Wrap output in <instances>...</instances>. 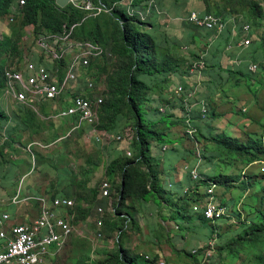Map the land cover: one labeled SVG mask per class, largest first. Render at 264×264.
Masks as SVG:
<instances>
[{
  "label": "trees",
  "instance_id": "trees-1",
  "mask_svg": "<svg viewBox=\"0 0 264 264\" xmlns=\"http://www.w3.org/2000/svg\"><path fill=\"white\" fill-rule=\"evenodd\" d=\"M19 1L0 0V21L4 19L3 17L10 14L17 15L16 18L18 21L11 37L6 38L4 41L0 40V96L5 87V70L14 67L16 56L20 58L24 56L23 45L20 40L24 33L22 29L26 27L34 26L35 36L38 37L41 34L47 35L48 33L60 35L64 32L65 27L70 28L76 25L73 30V38L81 41L96 42L106 51L100 58L91 60L90 67L87 71V75L94 79L95 84L105 86L104 90L97 88L104 102L100 106L99 123L95 129L109 135L122 134L125 129H131L134 135L131 141V149L135 153L134 158H129L126 154H124V158L121 155L114 158L112 154L109 157L107 177L114 181L111 182L106 178L107 181L114 186V182L117 181L116 179L121 177L122 182L114 186L112 190L115 197L118 194L120 197L119 201L115 198L114 206L117 207L116 216L107 215L105 217L104 234L107 235L108 239H112L116 232H124L121 238V241L124 242V238L127 236L126 227L129 222L136 226V216L141 214L148 204H155V200L160 201L162 206L169 205L167 197L169 192L161 190L162 174L159 171L161 166L160 161L150 150L151 146L155 143L164 149L166 146L176 144L177 141L181 145L186 140L188 143L187 149L181 147H173V149H170L172 151L170 153L175 154L179 153L181 149H184L187 154L185 156L186 159L189 157L195 158L194 155H196L197 149H203L205 158L211 161L214 158L226 157L230 160L236 159V162H244L248 166L264 158V144L262 142L263 140L260 139L264 137L263 135L259 136V134H254L248 136L245 140L239 136L233 135L235 136L233 137L227 133L221 134L220 136H214L209 132L205 133V130H212V124L220 115L214 107V101L211 102L210 100L211 96L207 99L210 104L208 107L209 119L204 120L200 113H195L193 125L198 129L197 135L186 132L188 126L186 125L185 119L172 113L171 109H178L181 107V104H177L178 99L175 98V92L171 90V87L178 82L180 84L176 87L183 86L186 92H192V88L195 87L185 80V76L187 75L189 76H187V79L193 78L191 70L194 68V63L201 60V55L196 52L194 53L195 40L187 42L189 47L186 50H183L186 44L182 46L180 41H177L179 42L178 45L169 37L166 39L161 38L162 40H160L156 36V30L145 31L142 28L144 21L141 20L138 14L131 15L128 12L129 5L124 3L125 0H90L95 6L103 4L109 8L114 7L112 12H101L96 16L89 15V12L79 9L74 4H69L63 9L59 8L56 5V0H25L24 6L21 7L18 6ZM87 1L84 0V2ZM167 1L170 0H157L156 2L162 4V2ZM173 1L177 3L179 1L186 2L187 0ZM200 1L207 6L209 0ZM225 1L231 4L240 2L243 6L247 7L246 10L242 9L245 18L244 24L251 25L252 32L248 36L254 38L255 28L260 27L264 20V0ZM149 3L152 6L151 0H133V5L131 6L137 9L140 5L146 4V9ZM155 7L154 2L151 7L152 13L155 12ZM190 12L191 10L188 11V14ZM211 13L209 9L205 12V14ZM226 17H229V15ZM223 19H225V16ZM184 25L187 26L186 28H190V30L188 29L189 31L193 32L192 36L198 33L205 39H209L214 34H218L216 30L198 27L189 22H184ZM20 27L22 28L21 30ZM243 30L244 25L241 26V34H243ZM259 37L258 35V38L253 40L254 43L258 44L250 46L248 55L252 57L251 59L255 63L260 62L261 70L264 72V38L260 40ZM156 38L159 39V42H157ZM180 47L182 48L180 49ZM157 50H162L163 55L160 54L158 57L156 55ZM203 60L206 62L204 72L207 69L216 68L214 62L211 63L208 58H204ZM32 61L37 64L46 63V67L49 70H52L56 66L63 67L66 65L65 60L50 64L47 62L48 60H44L42 56L40 57V54L38 57L33 58ZM109 64L114 65L113 68L115 69L112 70L115 71L112 73H108V68L111 67L108 66ZM231 74L234 75L235 72H231ZM243 76L247 77L246 74H243ZM261 83V88L264 89V82ZM154 95H158V97ZM87 96L92 97V92ZM16 105L18 106L16 108H19L20 112L24 114L21 120L27 129H31L32 132L37 131L36 125L33 123L35 120L46 121L42 120L40 115L44 117H49L50 115L45 108H40L41 110L36 112L25 105ZM163 107H167L165 111H162ZM1 111L0 106V135H3V128L10 123V118ZM66 121L70 125L65 127L64 130L71 128L73 124L72 120L66 119ZM163 125H166L165 131L162 128ZM173 127H180L182 129L183 140L174 141L168 137L166 131ZM6 129L10 131L11 125L9 124ZM84 132H87L86 127L72 134L80 136ZM8 134L11 138V133ZM77 139L80 140L79 138ZM14 142V140L8 142L2 137L0 138V157H5L6 159L8 154L5 152L13 146L12 144ZM88 175H86L87 178ZM221 175L223 174L216 176L214 180L217 181L220 187L225 188V192L238 188L234 180L240 183L239 179L234 177L233 180L230 176ZM246 176L250 180H255L252 174H246ZM204 177L206 178L204 187L208 188L209 183L207 178H210L211 174H204ZM228 179L233 180L232 182H235V185H228V181H226ZM91 182L92 180L88 179L77 180L75 182V187H78L77 193L75 194V205L74 207L67 208L69 215L72 216L75 213L74 225L81 224L82 222L85 223L96 217L98 218L97 208L100 206L107 207L109 204L108 199L101 198L100 187L91 186ZM238 185L241 187L242 183ZM60 190L58 187L56 188V195L51 198L52 200L56 197L65 199L72 198L70 194L68 195L67 192L62 193ZM248 190L249 192L245 194L250 196L247 197L246 195L241 200L243 204L247 198L254 196L255 191L251 190L250 187L247 190L244 189L245 192ZM261 191H264V186ZM245 194L243 193V195ZM203 198H205L204 195L197 193L186 195V197L181 199L182 206H176L177 214L179 216L193 214L195 205L199 204ZM258 200L259 196L255 198V202ZM236 201L238 200H235V198L227 200L226 205L234 207L238 204ZM135 203L137 204L135 205ZM233 203L234 205H232ZM142 204L144 209L142 208ZM260 205L263 208L259 207L261 212L259 216L253 218L251 223L250 220L247 222V220L243 219V216L241 217L242 212L238 208L232 210V217L234 216L238 219V226H241V228L236 231L233 243L229 244L226 242L223 245V250L234 257L235 255L240 256L244 253L246 255V262L244 261L243 263L245 264H249L247 262L250 260L253 261L254 258L256 260L252 264H264V257H262L264 254V194L260 197ZM188 219L190 221H195V219L202 221L204 226L214 236L216 230L203 214H199L198 218L190 216ZM228 221L230 220L224 219L222 222L226 224ZM221 237L224 238L226 235H222ZM88 241V238L83 240V246H85V242L89 244ZM86 250H88V253L91 252V254L87 257L81 256V253L76 252V257H81L74 264H157L161 258L160 255L156 256L154 260H147L146 257L139 255L135 257L131 256L126 251L124 243L122 242H120L118 248L108 250L107 260L104 263L93 258L92 248ZM61 253L49 259L54 261ZM222 253L220 252L221 256ZM184 254L192 258L195 263H199V255H193V253L187 251H184Z\"/></svg>",
  "mask_w": 264,
  "mask_h": 264
},
{
  "label": "rangeland",
  "instance_id": "rangeland-1",
  "mask_svg": "<svg viewBox=\"0 0 264 264\" xmlns=\"http://www.w3.org/2000/svg\"><path fill=\"white\" fill-rule=\"evenodd\" d=\"M133 0H125L124 3L128 4L130 7ZM152 6L155 2L156 7L154 8V13H152L151 8L150 11L147 13L145 9L146 4H142L139 7H137L138 10H141V13H137L135 10L132 12L131 15L138 14L141 20L144 21V25L142 28L146 31H153L156 30V36L162 40L161 38H164V36L169 37L171 40L176 42V44L179 45V42H181V45L183 46H189L187 42H189V37L185 39L184 36V30L186 31L190 28H186L187 26L184 25L185 19L189 17L188 11L190 10H197L199 14L205 15V12L207 9L212 12L209 15L216 16L224 21L225 27L228 25L230 21H237L236 26L239 28V31H241V26L244 25H250V24H244L245 18L243 16L242 9H245L247 7L243 6L240 2H234V3H228L225 0H209L207 3V6L200 0H187L186 2H175L173 0L162 2V4L157 3V0H151ZM150 5V3H149ZM207 7V8H206ZM108 11L110 10L109 7L106 6ZM188 14V15H187ZM229 15V17H226ZM17 15H6L3 17L0 21V40L4 41L6 38H10L14 28L17 26ZM225 16V19L223 17ZM155 26V27H154ZM72 27V26H71ZM71 27L68 29L67 33L71 31ZM231 27H234L232 25ZM229 28V26L227 27ZM22 28L20 27V30ZM24 31L22 38L20 42L22 41L23 45V51L24 56L23 58H20L18 56L15 57V60L18 62H15V66H23V63L28 56L32 57H38L40 54V57L42 56L44 60H48L51 58V56L45 52H40L39 47L37 46L36 39L37 36L35 33V27L29 26L25 29H22V32ZM244 34V33H243ZM255 34L258 38V35L260 36L259 39L262 40L264 38V20L262 21V24L260 27L255 28ZM53 36L52 34H49ZM245 35V34H244ZM246 36V35H245ZM39 38V36H38ZM156 38L157 42H159V39ZM204 38V37H203ZM248 37H245L242 42V45L246 43ZM72 43L74 45L78 44L76 41H81L73 38L72 34ZM204 40H206L204 38ZM253 40V39H252ZM255 40V39H254ZM87 41V40H86ZM70 40L67 39L61 46H59L57 43L53 45V48H59L66 49L67 45L69 44ZM36 43V44H35ZM253 44H258L252 42L250 46ZM262 44V43H261ZM25 46V48H24ZM167 46V44H165ZM244 46V45H243ZM262 46V45H260ZM182 47H180L181 49ZM183 50H185L183 48ZM161 51V53H160ZM157 50V56L159 57L160 54L163 55V51ZM106 51L104 50V53ZM104 55V54H103ZM201 55V54H200ZM4 56V54H3ZM22 59V60H19ZM22 61V63H21ZM50 63V62H49ZM52 64V63H50ZM260 65V63H259ZM108 66H111L108 68V73H112L115 70L113 68L112 64H109ZM264 72L262 71V77L263 79L260 80V82H264ZM188 76V75H187ZM230 76H233L231 74ZM243 76V73L239 75L238 77H233L232 79H235L234 81L231 79V82H224L223 84H217L214 87V91L218 93L216 96V99L221 104L225 105V109H221V112H232V120L227 123H221L218 127H214V124L212 129H214L215 132H213L214 136H220L221 134H224L223 130L228 135H238L241 139H247L248 136L259 134V136H264V89L261 87H257V84L254 83V81L257 79L255 76H249L247 75L246 79L251 81L252 83H249V81H244L241 79ZM189 77V76H188ZM92 78V77H91ZM93 79V78H92ZM193 78H188L186 82H190L195 88H192V90H197L196 85L194 84ZM230 81V80H229ZM259 81V80H257ZM246 83V86L244 88H241L243 84ZM252 84V85H249ZM223 85V86H222ZM98 86V85H97ZM100 89L104 90V85L98 86ZM173 91V89H171ZM201 91L204 92V88H200ZM206 92H210V89H206ZM200 92V91H199ZM186 94V92H184ZM237 94V95H236ZM244 94V95H243ZM157 96L158 95H154ZM245 96V97H242ZM195 98H201L203 101L201 103H198L194 105L193 108H200L201 110L204 109V96H199L198 91H196L195 95L189 96ZM231 99H228V98ZM234 97V98H233ZM212 96L210 97V99ZM227 98V99H226ZM241 98L245 99L246 101H241ZM214 101V107L217 106L218 103L214 99H211V102ZM3 102L6 103V99L4 94L2 93L0 96V106H1V112L4 113L6 116V112L4 111L2 105ZM247 103L246 106L244 104ZM205 104H209L205 102ZM210 105V104H209ZM244 106V107H243ZM190 109L191 110H193ZM247 108V109H246ZM47 111H53L52 107L50 105L45 108ZM34 125H36L37 131L36 133H39L40 131H45V133L48 135L47 137H44V134L42 133L38 138H35L34 134L32 133L27 141L35 140L42 144L45 149H33L34 151V157L27 154L29 156L30 162H34L35 168L33 169V173L36 176L38 183L43 184L46 186V188H52V190L58 189L63 192H67L68 195L70 194L71 197L74 200H76L75 194L77 193L78 187H75V182L77 180H92L90 183L91 186H99L104 180H109L113 182L111 178L107 177V164L110 161L109 156L111 154L114 155L113 150H116L115 148L117 146L119 147H125L127 148V145L130 147L131 142L129 139L133 137V132L131 129L127 128L123 131V136L127 138L125 142H118L116 140L117 135L119 134H106L102 132H97L96 136L94 135V132H91L89 134L88 141L84 140H78L76 137L72 136L70 138H63L61 140H64L62 142V146H59L60 142H56L58 140V137H55L57 133L60 132V130L65 129L64 127H60L56 134L53 135L52 130L55 129L53 125V121H39L35 120L33 122ZM34 127V126H33ZM162 128L166 129V125H163ZM221 128V129H220ZM236 128V130H235ZM173 128H170L168 131H166L170 136L175 134V131H173ZM180 131L182 129L180 127L176 128ZM31 130V129H29ZM171 131V132H170ZM173 131V132H172ZM240 131V132H235ZM183 132V131H182ZM235 137V136H233ZM99 139V142L97 141ZM263 141L264 144V137L260 138ZM132 141V140H131ZM123 143V144H122ZM121 144V145H120ZM173 147H177L176 144H172L169 149H172ZM182 148L187 149L188 144H182ZM151 152H153L154 155L162 154L163 156L166 155L168 152H162L161 146L159 144H154L151 146ZM130 151L132 153V150L130 148ZM21 151H15V153H18ZM26 154L25 152H23ZM31 154V153H30ZM55 156V157H53ZM200 156L203 160V162L207 163L208 172L211 173V177L207 178L208 182L210 183L208 188L203 189L204 182L199 181L196 182V187L192 191V193L202 194L204 195V192L209 193L210 189H214V186L217 183L216 175L223 172V175H226L227 177L230 176L232 179L236 177L240 180V183H242V186L240 187L238 184H240L238 181L234 180L237 183L238 188H234L231 191L225 192L224 187H218L216 190V198L219 202H222L223 207L226 211L227 219L230 220L226 224L224 222H217L215 221V224H211L212 227H216V233L213 236L211 233H209V229L203 228L202 224L199 225V228L194 227L196 224L186 223V220L177 214L176 207H174L172 204L169 205H161V202L158 200H155V204H152L150 206H146L144 209V206L142 204V208L144 211L142 214L145 217V224L143 227H141V232L137 231L133 228L131 223L129 226V233L128 236L130 237V244L133 248L136 247V252L143 253L145 249L154 252L150 253L151 255L155 253H161V258L166 261L167 264H245L246 262V255L242 253L240 256L235 255L232 256L227 251L223 250V245L227 242L229 244L233 243L234 241V235L237 230L241 228V226H238V219H236L234 216L232 217V210L235 208H238L243 216L244 220H247V222L250 220V223L252 222L253 218L256 216H259L261 209L263 206L260 205V197L264 194V191H261L264 186V165L258 164L257 162L254 163L251 166H248L244 162H236V159L230 160V159H219L214 158L212 159V162H208L205 160L204 155L200 153ZM264 156V155H263ZM53 157V158H51ZM134 158V155L131 157ZM3 160H9V159H3ZM2 161V160H1ZM19 164H24L25 161L23 159L16 160ZM16 162H11L15 164ZM72 162V164H71ZM32 168V167H31ZM202 168V166H201ZM200 168V169H201ZM199 169V171H200ZM206 172V173H208ZM213 173V174H212ZM89 174V175H88ZM249 174H252L255 177V180L248 179ZM88 175V178L86 177ZM221 175V176H223ZM20 176L17 175L18 181L21 179ZM252 177V176H250ZM35 178V177H34ZM107 178V179H106ZM117 181L114 182V186L117 184H121L122 178L118 177L116 179ZM167 180V179H165ZM206 180V178H205ZM233 180L228 179V185H235V182H232ZM245 181V182H244ZM119 182V183H117ZM216 182V184H215ZM255 185L253 186V184ZM113 186V188H114ZM161 187V186H160ZM167 184L165 186L161 187V190L163 191H169V193H172V189H167ZM248 187L251 188V190H254L255 193L254 196H251L246 199V201H241L245 198V196L248 193L244 191V189H248ZM223 188V189H222ZM198 189H200L198 191ZM256 189V190H255ZM203 190V191H201ZM253 191V192H254ZM112 193V190H111ZM118 194V192L116 191ZM243 193L245 195H243ZM119 195V194H118ZM116 195L114 198L119 199V196ZM250 195H247V197ZM259 196V200L255 202V198ZM168 200H170V195H167ZM176 195L172 194V199L174 200ZM71 198V199H72ZM102 198V197H101ZM238 200V204L234 207L227 206L226 202L227 200L233 199ZM109 200L108 204V210L109 212H112V200L109 198H106ZM234 201V200H233ZM137 203H135L136 205ZM234 205V203L232 204ZM227 210H230L228 212ZM176 211V212H175ZM25 211V206L21 208L19 213ZM153 215V216H152ZM157 223H160L162 225V218H166L169 223L167 224H173L176 228L177 233H174L173 231L168 232L167 227L162 225L163 227H160L159 230L156 232H153V229L151 228V224L149 219H151ZM260 218V217H259ZM165 219V220H166ZM241 219V218H239ZM175 220V221H173ZM166 221V222H167ZM141 222V221H140ZM142 223V222H141ZM186 223V226H185ZM184 230L183 232L184 236L186 237V240H182V242L177 243V235L181 234L180 231ZM95 226V228H94ZM127 226V227H128ZM105 227V219L99 220L96 222V220H88L85 224H80L79 226H75L76 232L72 239V242L69 244V246L57 257V259L48 260L46 263L43 264H74L81 256H89L91 252L88 253V250L95 248L96 249V256L97 260L101 262H106L107 256H108V250H113L118 248L119 241V232H116L112 239H108L107 235L104 234L102 237H98L97 233H100L102 229ZM187 227H190L187 229ZM223 233H222V230ZM211 238L207 241L203 242L202 240L206 238V233ZM227 230V231H226ZM86 235H89V244L85 242V246H83V240H86L83 236L88 237ZM222 235H226V237L222 238ZM156 240V241H155ZM200 241V242H199ZM199 242V243H198ZM109 246L111 249H109ZM83 248V249H82ZM184 251L191 252L199 255V263H195L192 258L186 256L184 254ZM76 252L81 253V256L76 257ZM183 252V253H181ZM196 252V253H195ZM220 252L222 253V256L220 255ZM149 253V252H148ZM264 257V254L262 255ZM196 258V257H194ZM255 258L253 261H248L247 263L252 264L255 262Z\"/></svg>",
  "mask_w": 264,
  "mask_h": 264
},
{
  "label": "built area",
  "instance_id": "built-area-1",
  "mask_svg": "<svg viewBox=\"0 0 264 264\" xmlns=\"http://www.w3.org/2000/svg\"><path fill=\"white\" fill-rule=\"evenodd\" d=\"M24 4L25 0L18 2L20 7ZM71 4L94 16L101 12H112L114 8H110L108 11L105 5L95 6L90 0L87 2L84 0L74 1ZM150 8L151 5H148L147 13ZM130 9H133L132 12L135 10L137 13H141V10L129 6L128 12L130 13ZM187 21L198 27L218 32H221L225 27L222 19L209 14L201 15L196 11L191 12ZM75 26L71 27L69 33H67L69 28L65 27L64 32L60 35L41 34L36 39L40 52H45L51 56L47 62L55 64L56 61L65 60V66H53L54 68L49 70L46 63L37 64L32 61L34 57L28 56L23 66L16 67L14 64V67L5 70V87L3 90L6 98L34 111H37L36 106L38 104L50 103L48 105L52 107L53 111L48 118L72 120V133L84 126L94 128L99 123V110L104 102L103 97L98 93L97 88L99 87L96 86L94 79L87 75L91 60L103 56L104 49L93 41H76L78 44L74 45L72 34ZM244 30L249 33L251 26L246 25ZM67 39L70 42L66 49L59 50L58 46L53 48L55 43L61 46ZM250 43L251 40L247 39L245 44L249 45ZM203 68L204 63L197 62L191 72H200ZM82 73H85V78L88 81L85 92L79 94L77 82ZM91 92H93L92 97H88L87 94ZM184 92L185 90L181 86L175 90L179 97H182ZM191 95L193 94L191 93ZM189 96L190 94L186 99L187 101L192 98ZM66 99H70V103L63 107V101ZM207 113L204 105L203 118H207ZM92 131L95 132L94 129ZM190 133L193 134L194 130ZM118 139L120 140L121 137ZM127 155L131 156V152L128 151ZM111 190V183L104 181L100 187V195L108 198L112 194ZM209 193L213 194L214 189H210ZM73 206L74 201L71 199L56 197L54 200L46 201L40 198L38 216L23 224L8 225L9 215L3 214L0 218V242H3L4 245L0 249V264H43L50 257L58 255L69 246L75 232L73 224L75 213L72 216L67 213V208ZM195 209H198V206ZM99 212L103 213L104 209L99 208ZM225 214V208L221 207L212 197L206 208V217L216 220ZM159 264L165 263L160 262Z\"/></svg>",
  "mask_w": 264,
  "mask_h": 264
},
{
  "label": "crops",
  "instance_id": "crops-1",
  "mask_svg": "<svg viewBox=\"0 0 264 264\" xmlns=\"http://www.w3.org/2000/svg\"><path fill=\"white\" fill-rule=\"evenodd\" d=\"M192 11L198 12L197 10H191V12ZM236 22L237 21H230L221 33H218L217 35L214 34L211 38L206 39V40H204L203 36L199 35L198 33H195V35L192 36V33H193L192 31H189V30L186 31V29L184 30L185 39L189 37L190 42H192V40H195L196 45L194 46V53L195 52L199 53L204 58H208L209 61L211 63L214 62L216 66L215 69L213 68L207 69L206 72H204V74L200 78L196 77L195 75H192L193 76L192 80L194 84L195 85L197 84V86L199 87V89L197 88L199 96H204L206 99L212 96L211 99H214L216 103H218L217 106L215 105V108H216L217 113L220 115L217 117L216 121H214L213 123L214 127H218L219 124L227 123V122H230V120H232L231 111L221 112V109H225V105L217 101L216 96L218 95V93L214 91L215 85L223 84V81L231 82V79L234 76L238 77L239 75H241L240 73H244L247 75L251 74L252 72L250 71V66L255 64V61L251 59L252 57L248 55V50L250 49V46L246 47L242 45V42L244 41L243 39L246 36L240 33L239 28L236 26L237 24ZM232 25H234V27H231ZM228 26L229 28H227ZM166 38L167 36H164L163 39H166ZM252 39L253 40L257 39L256 34H255V37ZM186 47L188 48L189 46H186ZM231 72H235V74L233 76H230ZM221 75H223V77H221ZM85 77H86L85 73H82V75L79 77V81L77 82V85L79 87V90H78L79 94L84 92L83 85H85L86 82L88 81V79H86ZM260 78L263 79L261 72L259 73L257 79L254 81V83L257 84L258 88L262 87V83L260 81H257ZM185 80H187V76H185ZM232 80L234 81L235 79H232ZM249 83H252V82L249 81ZM178 84H180V82L172 86L171 89H175V87ZM249 85H252V84H249ZM245 86H246V83L243 84L241 88H244ZM201 87L204 88V92L200 90ZM206 89H210L211 91L206 92L205 91ZM242 97H245V96H242ZM228 99H231V98L229 97ZM241 101L245 102L246 100L241 98ZM68 103H70V99L64 100L63 107H65ZM195 103L198 104L200 103V101H195ZM16 104H14V102L13 103L3 102V107L5 109L7 116L9 115L12 117L10 118V123H9L11 125L10 131L8 129H5L3 131V135H0V138L2 137L8 142L11 140H14L15 142L12 144L13 146H11V148H8L7 151L5 152L6 154H8L6 159H9V160L5 161L3 160L5 159V157L4 158L0 157V216L1 214H3V212L8 213L10 214L13 223L16 221L26 223V222H29L30 219H33L38 216L40 198L45 199L47 201L51 199V197L56 195V191L52 190V188H46V186L43 184H39L36 176L33 173V169L35 168L34 162L32 163L30 162L29 156L27 154L30 155L31 153V156L34 157V151H32L31 148L34 149L35 147L36 149H39V148L45 149V145L43 147L41 143L35 140H30V142L27 143L29 136L32 133H36V132H32L31 130L27 129L26 125L21 120L24 117V114L20 112L19 108H16L18 107ZM48 104L50 103L38 104L36 108L37 110L39 109L38 111H40L41 110L40 108H43V107L47 108ZM18 105H21V104H18ZM246 105L247 103L244 104V106ZM196 110H199V109H196ZM47 112L50 115H52V111L49 110ZM176 113L180 114V110L176 109ZM46 118L48 119V121H53V125L55 127V129L52 130L53 135L56 134L57 130L60 127H64V125L65 127H67L70 125V123L66 121L67 118L58 119V120H49L48 117ZM95 128L96 126H94V130H95L94 132L92 131L91 128L88 129L86 127L87 132L86 133L84 132L80 136H77V134L76 135L72 134L71 128L67 130L62 129L60 130L59 133H57L58 140L56 142L58 141L60 142L61 139L70 138L72 136L79 138L80 140L88 141L87 138H89V134L91 132H94L95 136L97 132H99ZM176 128L178 127H174L173 129V131H175L174 135L170 136L167 133L168 137L173 139L174 141L183 140L182 131L179 132V130ZM168 130L169 129H167V131ZM222 130L224 133H226L224 129ZM207 132H209L210 134L211 133L213 134V132L215 131L214 129H212L211 131L205 130V133ZM235 132L237 133L240 131H235ZM8 133H11V138ZM42 133L44 134V137L48 136L45 133V131L43 132L40 131L39 133L34 134L35 138H38ZM235 136H238V135H235ZM97 141L99 142V139H97ZM62 142L63 141L60 142L59 146H62ZM184 144L185 145L188 144L186 140ZM176 145L177 147H181L182 144L180 145L179 141H177ZM170 146L171 145H169L168 149L165 151V152H168L166 155L163 156L162 154L161 155L157 154V157L161 165L160 170H159L162 174L161 175V185L165 186V184H167V187L173 190L172 193L168 194L171 197L168 204H172L174 207H176L177 205L178 206L182 205L181 199L184 197L183 189L184 187H186L187 185L191 183V180L188 178L189 171L187 169V166H190L194 158L189 157L188 159H186L185 156L187 154L185 153L184 149H181V151H179V153H176V154L170 153L172 152L169 149ZM115 149L116 150H113L114 155L112 154L114 158L118 157L119 155H121L124 158V154H126V152L130 149V147L128 145H127V148L117 146ZM15 151H21V152L15 153ZM23 152H25L26 154H24ZM18 159H23L25 163L24 164L17 163L16 160ZM219 159H221V157H219ZM11 162H16V163L13 164ZM206 172H208L207 163L203 162L202 168L200 169V173L201 175L202 173L204 175ZM17 175H19L20 176L19 178H21L19 181L17 179ZM193 183L194 182L192 181V184ZM61 192L63 193V191ZM172 194L176 195L175 201L172 199ZM24 204H27V205L25 206ZM24 206H25L26 213L24 212L19 213L21 208ZM144 215H147V214L137 215L136 216V226L132 224L133 228L139 232L142 231L141 227H143V225L145 224ZM149 221L151 224V228L153 229V232H156L157 230L160 229L162 225H164L167 227L168 232L173 231L174 233H177L176 228L174 230H170L171 226L167 224L169 222L168 221L166 222L164 218H162V225L160 223L153 221L152 218L149 219ZM191 224H196L195 226L196 228H199V225H200V223H198L197 220H195L194 223H191ZM203 228H205V226H203ZM184 231H185V227H184V230L182 229V231L179 232L181 234H176L177 243L182 242V240L184 241L186 240V237L183 234ZM205 233H206V230H205ZM207 240H208V235L206 233V238L203 239L202 241L205 242ZM121 242L124 243V247L126 251H128L131 256L135 257L139 255L143 257V255L148 254V252L149 254L154 253L147 249H145L143 253L136 252L137 250L136 247L133 248L132 245L130 244V237L128 236V234L124 238V242L123 241Z\"/></svg>",
  "mask_w": 264,
  "mask_h": 264
},
{
  "label": "clouds",
  "instance_id": "clouds-1",
  "mask_svg": "<svg viewBox=\"0 0 264 264\" xmlns=\"http://www.w3.org/2000/svg\"><path fill=\"white\" fill-rule=\"evenodd\" d=\"M152 7V6H151ZM151 10H152V8H151ZM193 12V11H192ZM191 14V12L189 13V15ZM185 21H187V18L185 19ZM188 22V21H187ZM251 26V25H250ZM225 28V27H224ZM223 31V30H222ZM221 31V32H222ZM217 33H221V32H218V31H216ZM250 32H252V27H251V31ZM250 32L249 33H246L245 32V30H243V33L246 35V37H248L247 39H250L251 40V43L253 42V40H252V37H250V36H248L249 34H250ZM251 43L249 44V45H246L245 43L243 44L244 46H246V47H249L250 45H251ZM184 49L186 50L187 49V47L185 46L184 47ZM33 59V58H32ZM204 59V57L201 55V60L200 61H198V62H202V63H204V68L200 71V72H191L192 73V75H195L196 77H202V73L204 72L203 70L205 69V65H206V62H205V60H203ZM17 60H15V62H16ZM195 63H197V62H195ZM194 63V64H195ZM259 63L260 62H257V63H255V64H253V65H251L250 66V71L252 72L251 74H248L250 77L251 76H257L258 77V75H259V73L261 72V74H262V70H261V65H259ZM191 73H190V75H191ZM241 74V73H240ZM244 74V73H243ZM247 75V74H246ZM264 75V74H263ZM256 77V78H257ZM242 79H244V81L246 82L247 81V79H246V76H242L241 77ZM260 80H262V78H260L259 79V81ZM262 82V81H261ZM87 83V82H86ZM96 86H97V84H96ZM197 86V85H196ZM98 87V86H97ZM182 88H183V86H181ZM83 88H84V92H85V90H86V84L85 85H83ZM176 88L177 87H175V89H173L174 90V92H175V90H176ZM195 88V87H194ZM199 89V87L197 86L196 87V89ZM198 89L197 90H192V92H186V94H184L182 97H179L178 95H176V93H175V98H177L178 99V101H177V104H181V107H179L178 109L180 110V114H177L176 113V109H171V111H172V113H174V114H176V115H178V116H180V117H182V118H184L185 119V122H186V125L188 126V128L186 129V132H189L190 133V131H192V130H194V133L197 135V133H198V129L193 125V120H194V117H195V113L196 112H198V113H200L201 115H202V117H203V110H201L200 108H198L199 110H196L197 108L195 107V108H193L194 107V105H196L197 103H195V101H200V103L203 101L201 98H196V100H195V98H190L188 101L186 100L187 98H188V95L189 94H193V95H195V93H196V91H198ZM185 90V89H184ZM83 92V93H84ZM99 93V92H98ZM90 94V93H89ZM92 94H93V92H92ZM88 95V94H87ZM5 99H6V103L7 102H9V103H13L14 101H12L11 99H8V98H6L5 97ZM205 102H207V103H209L208 101H207V99H205V101H204V105H205V107H206V109H207V111H208V107L210 106L209 104H205ZM14 103H16V102H14ZM2 107H3V105H2ZM167 107H163L162 108V111H165V109H166ZM193 108V110H191L190 111V109H192ZM3 109H4V107H3ZM5 110V109H4ZM36 112H39L38 110L36 111ZM8 117L9 118H11L12 116H9L8 115ZM40 117L42 118V120H46V121H48V119L46 118V117H44V116H42V115H40ZM204 120H208L209 119V117H208V113H207V118H203ZM49 120H56L55 118H49ZM8 125V124H7ZM7 125H6V127H7ZM98 125V124H97ZM96 125V126H97ZM6 127H4L3 129L5 130L6 129ZM84 127H87V128H91V127H88V126H84ZM92 130L94 129V128H91ZM193 133V134H194ZM191 134V133H190ZM192 134V135H193ZM134 136V135H133ZM118 137H121V139L119 140L118 139ZM133 139V137H131L130 139H129V141L131 142V140ZM116 140L118 141V142H125L126 140H127V138H125L124 136H123V133L122 134H119V135H117V137H116ZM62 141V140H61ZM60 141V142H61ZM46 145V144H45ZM131 145V144H130ZM130 148H131V146H130ZM168 149V146H166L164 149H162L161 148V150H162V152H165L166 150ZM132 150V149H131ZM128 151H130V149L128 150ZM127 151V152H128ZM127 152H126V155H127ZM131 152V151H130ZM200 153L202 154V155H204L203 154V149H197V152H196V155H194L195 156V158H194V160L192 161V163L190 164V166H187V169H188V171H189V176H188V178L191 180V183L189 184V185H187L186 187H184V192H183V195H184V197H186V195H188V194H194V193H192V191L194 190V188L196 187V182H199V181H202V182H204L205 181V177H204V175H203V173H202V175H201V173H200V171H199V169H200V167L202 166V163H203V160H202V158H201V156H200ZM135 156V153H133V151H132V153H131V156H128L127 155V157H129V158H131L132 156ZM157 156V155H156ZM204 158H205V156H204ZM223 159H227L226 157H224V158H221V160H223ZM205 160H207L209 163L210 162H212L211 160H209V159H207V158H205ZM258 164H263L264 165V158L262 159V160H260V161H258L257 162ZM205 174H211V173H205ZM213 174V173H212ZM220 174H223V172H221ZM220 174H215L216 176H218V175H220ZM104 181H107V180H104ZM103 181V182H104ZM192 181L194 182L193 184H192ZM109 182V181H108ZM110 183V182H109ZM209 183V182H208ZM102 184V183H101ZM215 184H216V182H215ZM111 185H112V183H111ZM209 185H210V183H209ZM100 187H101V185H100ZM218 187H220L218 184H216L215 186H214V193L213 194H208V193H206V192H204V196H205V198H203L202 199V201L199 203V204H196L195 205V207L196 206H198V209H195V207H194V211H193V214H189L188 216H182L186 221H188V223H194V221L193 220H189L188 219V217H190V216H195V218H198V215L199 214H203V216L206 218V219H208L207 217H206V215H205V212H206V208H207V206H208V204H209V202H210V199L213 197L218 203H219V205L221 206V207H226V206H223V204H222V202H219L218 200H217V198H216V190H217V188ZM167 189H170V188H168V187H166ZM166 188H165V190H166ZM206 187H203V189H205ZM112 190H113V185H112ZM200 189H198V191H199ZM169 192V191H168ZM101 197H103L102 195H100ZM52 198V197H51ZM104 198V197H103ZM109 199H111L112 200V205H111V208H112V212H109V210H108V207H103V206H100V207H98L97 208V213H98V218L96 217V218H94L93 220H96V222L97 221H99V220H104L105 219V217L107 216V215H114V217L116 216V212H117V207H115L114 205V203H115V198H114V193H113V191H112V194H111V196L110 197H108ZM68 199H71V198H68ZM119 199H120V197H119ZM119 199H117V201H119ZM71 200H73V199H71ZM74 201V200H73ZM74 205H75V203H74ZM151 205V203L150 204H148L147 205V207L148 206H150ZM182 206V205H181ZM180 206V207H181ZM99 208H103L104 209V212L103 213H100L99 212ZM177 211V210H176ZM228 212H230V210H227ZM3 214H7V215H9V218H8V222H7V224L8 225H13V224H23V223H25V222H19V221H16V222H12V218H11V216H10V214H8V213H3ZM3 214H1V216H0V218L2 217V215ZM142 214V213H141ZM187 215V214H186ZM36 218V217H35ZM76 218V217H75ZM166 219V218H165ZM224 219H227V216H226V214L225 215H223V217L222 218H220V219H216V220H212V219H208L210 222H211V224H215V221H217V222H221V221H223ZM92 220V219H91ZM195 220H197L198 221V223H200V224H202L203 226H204V224H203V222L202 221H199L198 219H195ZM165 221H167V219L165 220ZM173 221H175V220H173ZM27 223V222H26ZM86 223V222H85ZM84 222H82L81 224H85ZM131 222H129V224H130ZM187 223V222H186ZM186 223H185V226H186ZM128 224V225H129ZM80 224H78V225H74V226H79ZM131 225H132V223H131ZM170 226H171V228H170V230H174L175 228V226H173V224L171 223V224H169ZM180 226V225H179ZM196 225H194V227H195ZM161 227H163V226H161ZM181 227V226H180ZM188 228H190V227H187V229ZM215 228V230H216V227H214ZM181 229H182V227H181ZM205 229H207L206 227H205ZM128 231H129V226L128 227H126V232H127V234H128ZM210 231V230H209ZM75 232H76V228H75ZM75 232H74V234H75ZM177 232V231H176ZM124 234V232H119V237H118V239H119V241H117L119 244H120V242H121V238H122V236H123V234ZM216 233V232H215ZM73 234V237L74 236H76V235H74ZM97 235H98V237H102L103 235H104V229H102L101 231H100V233H97ZM215 235V234H214ZM86 236H88V237H85V236H83L85 239H89V235H86ZM210 236H211V232H210ZM73 239V238H72ZM208 239H211L209 236H208ZM71 242H72V240H71ZM70 242V243H71ZM4 245V243L3 242H0V249L2 248V246ZM109 248H110V246H109ZM64 251V249L61 251V252H63ZM96 249L95 248H93V251H92V256H93V258H97V256H96ZM181 253H183V252H181ZM196 253V252H195ZM158 255H160L161 256V254H158ZM157 255V253H155V254H153V255H151V254H145V255H143V257H146V259L147 260H154L155 259V257L156 256H158ZM194 255H196V254H194ZM49 260H51V259H49ZM47 261H45V263H46ZM160 262H164L165 264H167L166 263V261L165 260H163L162 258H160V260L157 262V264H159Z\"/></svg>",
  "mask_w": 264,
  "mask_h": 264
},
{
  "label": "water",
  "instance_id": "water-1",
  "mask_svg": "<svg viewBox=\"0 0 264 264\" xmlns=\"http://www.w3.org/2000/svg\"><path fill=\"white\" fill-rule=\"evenodd\" d=\"M74 1H79V0H56V5L59 8L63 9V8L67 7L69 4H71Z\"/></svg>",
  "mask_w": 264,
  "mask_h": 264
},
{
  "label": "bare ground",
  "instance_id": "bare-ground-1",
  "mask_svg": "<svg viewBox=\"0 0 264 264\" xmlns=\"http://www.w3.org/2000/svg\"><path fill=\"white\" fill-rule=\"evenodd\" d=\"M32 149V148H31ZM35 149V148H34ZM29 153V152H28ZM31 155V154H30ZM31 197V196H30ZM16 201V200H15ZM12 202V201H11ZM17 202V201H16ZM25 206L27 205V204H24ZM74 207V206H73ZM4 213V212H3ZM12 214V213H11ZM14 214V213H13ZM31 218H32V216H31Z\"/></svg>",
  "mask_w": 264,
  "mask_h": 264
}]
</instances>
